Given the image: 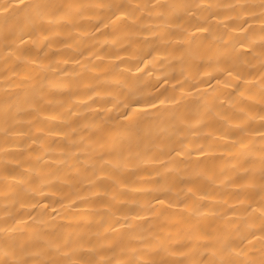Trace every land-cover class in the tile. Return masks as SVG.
<instances>
[{
	"label": "clouds",
	"instance_id": "1",
	"mask_svg": "<svg viewBox=\"0 0 264 264\" xmlns=\"http://www.w3.org/2000/svg\"><path fill=\"white\" fill-rule=\"evenodd\" d=\"M0 264H264V0H0Z\"/></svg>",
	"mask_w": 264,
	"mask_h": 264
},
{
	"label": "bare ground",
	"instance_id": "2",
	"mask_svg": "<svg viewBox=\"0 0 264 264\" xmlns=\"http://www.w3.org/2000/svg\"><path fill=\"white\" fill-rule=\"evenodd\" d=\"M26 75H27L26 73L22 74L21 79H23Z\"/></svg>",
	"mask_w": 264,
	"mask_h": 264
}]
</instances>
